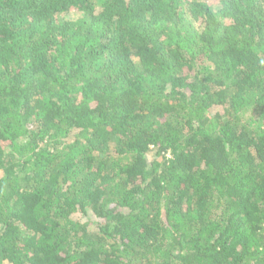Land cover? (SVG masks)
I'll return each mask as SVG.
<instances>
[{
	"label": "trees",
	"instance_id": "1",
	"mask_svg": "<svg viewBox=\"0 0 264 264\" xmlns=\"http://www.w3.org/2000/svg\"><path fill=\"white\" fill-rule=\"evenodd\" d=\"M0 264H264V0H0Z\"/></svg>",
	"mask_w": 264,
	"mask_h": 264
}]
</instances>
